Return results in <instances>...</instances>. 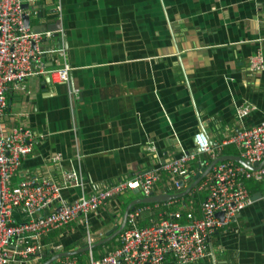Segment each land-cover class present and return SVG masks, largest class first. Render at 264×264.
<instances>
[{
  "label": "crops",
  "instance_id": "crops-1",
  "mask_svg": "<svg viewBox=\"0 0 264 264\" xmlns=\"http://www.w3.org/2000/svg\"><path fill=\"white\" fill-rule=\"evenodd\" d=\"M35 6L39 14L30 16L28 26L54 31L41 44L48 51L45 64L67 62L71 70L67 83L35 76L24 91L7 93L3 123L35 132L13 184L32 175L60 182L62 171L73 169L81 185L61 192L70 201L194 150L199 130L218 144L236 127L264 120V70L248 71L251 56L264 57V0H39ZM246 104L254 108L239 119L235 109ZM233 149L223 146L216 159L239 156ZM204 161L209 156L198 154L189 163L193 176L181 190L162 175L152 197L167 198L146 200L138 190L117 195L88 216L90 233L104 239L138 205L147 207L138 226L165 212L199 214L202 200L194 196L204 199L205 192L194 188L209 175L210 165H200ZM242 183L254 202L209 237L207 254L194 264H264V178L244 177ZM85 228L75 220L43 236L44 249L31 258L33 264L60 252L52 250L56 244L61 252L84 245ZM117 238L93 247L94 257L117 246ZM81 258L86 262L85 253ZM168 259L162 264H180Z\"/></svg>",
  "mask_w": 264,
  "mask_h": 264
},
{
  "label": "built area",
  "instance_id": "built-area-1",
  "mask_svg": "<svg viewBox=\"0 0 264 264\" xmlns=\"http://www.w3.org/2000/svg\"><path fill=\"white\" fill-rule=\"evenodd\" d=\"M37 1L0 0V264H33L35 259L31 258L40 255L44 249L42 237L75 220L86 225L85 244L88 250L83 253L87 260L80 262L74 254L56 258L60 264H162L171 260L168 258H174L180 264L196 263L207 254L209 237L254 202L242 178L256 181L264 178V120L255 125L236 127L228 139L218 144H212L205 131L199 130L193 136L197 151L183 150L175 157L158 161L142 173L106 183L100 190L79 195L70 201L64 200L61 192L81 185L79 175L73 169L62 171L60 182L47 176L32 175L13 184V176L32 152L35 132L24 124L7 127L3 123L7 93L24 91L26 81L35 76L67 83L71 70L67 62L59 67L45 64L43 55L48 51L41 44L54 31H35L25 24V17L29 19L31 15L39 14L35 6ZM55 12L60 16L59 2ZM262 70L264 57L256 53L249 58L248 71L253 74ZM253 108L248 104L241 105L236 107L235 112L240 119ZM229 144L250 165L263 164L248 170L232 161L216 162L210 168L208 177L194 188V191L205 192L199 214L191 211L183 214L180 210L165 212L151 224L138 226L137 219L147 207L137 206L128 213L125 226L118 233V245L94 257L90 246L98 240L87 227L89 215L97 214L101 206L125 191L138 190L145 198L152 196L154 186L162 175H167L177 190L185 188L193 176L189 163L198 154H207L210 161L200 165H210L221 148ZM149 150L154 151L155 148L151 145ZM59 158L58 155L54 159ZM15 213L21 218L15 219ZM52 250L61 252L62 245L56 244Z\"/></svg>",
  "mask_w": 264,
  "mask_h": 264
},
{
  "label": "water",
  "instance_id": "water-1",
  "mask_svg": "<svg viewBox=\"0 0 264 264\" xmlns=\"http://www.w3.org/2000/svg\"><path fill=\"white\" fill-rule=\"evenodd\" d=\"M23 6L26 7V4H24ZM28 20H29L28 17H25L24 21H25L26 26H28ZM227 159H232V160L238 162L239 164L245 166L246 168H248L250 170H252L254 168H257V167H259V166H261L263 164V162H262L258 166L256 164L250 165L247 161L242 160L240 156H233V157L232 156H223V157H220V158H217V159L213 160L212 163L209 166V169L216 162L225 161ZM193 185H194V183H192L190 187H192ZM182 194H185V192H181L179 195H182ZM164 198H167V197H152V196H149V197H146V200L150 199V201H156V200H160V199H164ZM127 215H128V213L126 211L125 215L120 218V221L117 223V225H115L108 232H106V235H105L106 237L104 239H102V240H99V241L93 243L90 247L91 248L96 247L97 245H99L101 243H104V242H107V241H110L111 239H113L123 229V227L125 226ZM217 215L221 216V213H218ZM86 250H88V245L84 244L81 247L75 248L74 250H71V251L58 252L55 255H53L52 257H50L49 259H46L41 264H50L53 261L57 260L56 258L78 254V253L84 252ZM44 256H46V255H44Z\"/></svg>",
  "mask_w": 264,
  "mask_h": 264
},
{
  "label": "trees",
  "instance_id": "trees-1",
  "mask_svg": "<svg viewBox=\"0 0 264 264\" xmlns=\"http://www.w3.org/2000/svg\"><path fill=\"white\" fill-rule=\"evenodd\" d=\"M231 152H234L235 154H239L238 151H237V150L235 151L234 149H233ZM248 188L251 189L250 186H248ZM260 190H262V189H261V186H260ZM261 192H262V191H261ZM194 197H195V199H196L197 201H200V200L203 199V196H201V195H195ZM142 205H143V204H142ZM138 206H139V205H138ZM111 243H113V241H112ZM111 243H108V244H111ZM74 247H75V245H69V246L67 245L63 250H68V251H69V250H72ZM99 247H102V246L99 245L98 248H99ZM112 247H113V246L110 245V246H109L108 248H106L105 250H106V251H107V250H110ZM102 254H103V253H102ZM82 255H83V253H78V254L74 255V257H77V258H79V259H83V258H81Z\"/></svg>",
  "mask_w": 264,
  "mask_h": 264
}]
</instances>
